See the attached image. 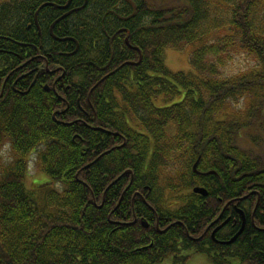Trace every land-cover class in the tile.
Listing matches in <instances>:
<instances>
[{
    "label": "trees",
    "instance_id": "16d2710c",
    "mask_svg": "<svg viewBox=\"0 0 264 264\" xmlns=\"http://www.w3.org/2000/svg\"><path fill=\"white\" fill-rule=\"evenodd\" d=\"M68 1L0 0V264H185L180 239L228 264L189 237L232 199L264 226V0H87L51 32ZM32 154L49 183L28 189ZM154 208L182 225L130 224ZM246 215L239 264H264Z\"/></svg>",
    "mask_w": 264,
    "mask_h": 264
},
{
    "label": "flooded vegetation",
    "instance_id": "af4514ba",
    "mask_svg": "<svg viewBox=\"0 0 264 264\" xmlns=\"http://www.w3.org/2000/svg\"><path fill=\"white\" fill-rule=\"evenodd\" d=\"M69 11H71V10H69ZM45 87H47V86H45ZM127 171H130V170H127ZM126 174L132 176L131 171L129 173H126ZM194 187H197V186H194ZM198 187H203V186H198ZM193 188H191V192H192ZM207 195L206 196L198 195V196L202 197V198H206ZM218 202L221 203L222 201L219 199ZM238 202H239V199H232V200L226 202L225 204H223L220 207L218 214L216 215L214 220H212V222L209 223L208 226L206 228H204V230L201 231L200 234L193 236V237H189L190 240L194 243H198V242L205 243V245H203V248L205 250H209L211 248L209 245V241L214 243L217 246V248H219V249L222 248V249L226 250V251L222 252L225 255L222 257V262H226L228 264H239V261H240L239 254H238L239 246L237 245V242H238V237L240 236V234L244 230V227L246 226V223L248 220L246 212H248L249 222L251 223L253 232H257V233L264 235V226L259 225L260 222H259L258 218L256 217V211L259 210V208H260L259 207V196L256 197V199L253 203L251 201L241 203L243 209L238 208ZM181 203L182 202L171 199L170 201L168 200L167 206H168V208L173 209V208L179 207ZM182 205H183V203H182ZM208 205L209 204L206 203V201H203V203L201 204V206L204 208L208 207ZM154 210H155V208H154ZM240 211L243 213V216L240 215ZM154 212H155L153 214L154 217L148 218V219L146 217H137L136 215H133L131 223L132 224L139 223L145 229L154 228L155 232H157V234H159V235H163L167 230L174 227L175 225H182V222L180 219H174L173 220V219H171V217H166V216L162 215L164 217L163 218V217L158 216L159 214L156 210ZM143 218H145V220ZM240 229H241V232L238 234ZM149 236H154V234L150 233ZM235 236H236V238L232 242H230ZM182 242H183L182 239H180L179 243H178V249H180V251H181L180 254L182 256H186V257L191 256L186 261L185 264H187L190 261V259L195 255L205 256L207 262L209 264H212L209 261L210 259H209L208 255L195 253V250H196L195 245L194 246L192 245L189 248H183ZM184 245H185V247L189 246V242H185ZM210 255L212 257H215V255H213L212 253ZM260 255L264 256V254H262V253H260ZM262 259H264V258L262 257ZM168 260H170L172 262L173 256H171ZM259 262H264V260H260Z\"/></svg>",
    "mask_w": 264,
    "mask_h": 264
},
{
    "label": "rangeland",
    "instance_id": "374dc122",
    "mask_svg": "<svg viewBox=\"0 0 264 264\" xmlns=\"http://www.w3.org/2000/svg\"><path fill=\"white\" fill-rule=\"evenodd\" d=\"M195 44L186 45L182 50H176L167 48L165 50V65L173 72L177 71H189V56L195 49ZM243 61L236 59L232 68L236 70L238 67H242ZM35 154H32L29 162V173L26 179V186L28 189H34L35 183L42 184L49 183L48 177L38 170V167L34 161ZM11 160V151L8 146L0 147V164H7ZM51 183V182H50ZM60 184L51 185L49 189H53L52 186L58 187ZM61 189V188H60ZM160 264H173L170 260L163 261ZM187 264H209L203 255L193 256Z\"/></svg>",
    "mask_w": 264,
    "mask_h": 264
},
{
    "label": "water",
    "instance_id": "95a60500",
    "mask_svg": "<svg viewBox=\"0 0 264 264\" xmlns=\"http://www.w3.org/2000/svg\"><path fill=\"white\" fill-rule=\"evenodd\" d=\"M70 1L71 0H69L68 1V3L65 5V6H54V7H58V8H60V9H65V8H67V6L69 5V3H70ZM86 4H87V0H85L84 1V4L80 7V8H77V9H74V10H71V11H69V12H67V13H65L64 15H62L60 18H58L52 25H51V32H52V28L54 27V25L57 23V22H59L60 20H62V19H64L65 17H67L71 12H73V11H77V10H80L81 8H84L85 6H86ZM45 5H43V6H41L40 8H42V7H44ZM39 11V10H38ZM38 13V12H37ZM56 40H58V41H69V40H71V39H69V38H65V39H58V38H56ZM125 41H126V44H128V39L126 38L125 39ZM46 88V90H48V88L47 87H45ZM196 165H197V162L193 165V167H192V170H193V172L194 173H197V171H196ZM130 171H125L124 173L126 174V173H129ZM209 174V173H208ZM204 175H206V174H204ZM192 192L194 193V194H197V195H201V196H206L207 195V191L203 188V187H194L193 189H192ZM240 215L241 216H243V213L240 211ZM241 232V229L239 230V232H238V234ZM236 238V236L230 241V242H232L234 239Z\"/></svg>",
    "mask_w": 264,
    "mask_h": 264
},
{
    "label": "bare ground",
    "instance_id": "6f19581e",
    "mask_svg": "<svg viewBox=\"0 0 264 264\" xmlns=\"http://www.w3.org/2000/svg\"><path fill=\"white\" fill-rule=\"evenodd\" d=\"M55 6V5H54ZM38 12V11H37ZM142 217H145L144 215H142ZM130 224H132V223H130Z\"/></svg>",
    "mask_w": 264,
    "mask_h": 264
}]
</instances>
